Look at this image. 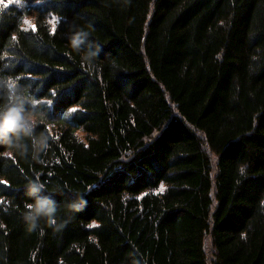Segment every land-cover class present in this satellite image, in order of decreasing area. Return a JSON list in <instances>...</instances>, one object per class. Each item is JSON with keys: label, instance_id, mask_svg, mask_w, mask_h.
Instances as JSON below:
<instances>
[{"label": "trees", "instance_id": "1", "mask_svg": "<svg viewBox=\"0 0 264 264\" xmlns=\"http://www.w3.org/2000/svg\"><path fill=\"white\" fill-rule=\"evenodd\" d=\"M5 2L0 80L50 141L0 148V264H264V0ZM31 179L58 230H28Z\"/></svg>", "mask_w": 264, "mask_h": 264}, {"label": "clouds", "instance_id": "2", "mask_svg": "<svg viewBox=\"0 0 264 264\" xmlns=\"http://www.w3.org/2000/svg\"><path fill=\"white\" fill-rule=\"evenodd\" d=\"M86 36L87 33L83 31L73 34L70 37L71 46L79 50L84 43L81 37ZM89 51L92 56L96 55L95 50ZM43 103L46 101L26 94L15 79L0 80V148L5 150V155L10 152L20 156L30 153L33 159H39L40 154L49 148L48 134L37 131L44 115L41 108ZM244 170L243 167L239 169L241 174ZM43 189L44 185L39 179H31L25 185L28 202L22 215L29 231L36 230L41 221L57 230L63 226L57 223V201L51 195L44 194ZM84 204L86 201L77 194L71 200H66L64 207L71 213L80 210Z\"/></svg>", "mask_w": 264, "mask_h": 264}, {"label": "rangeland", "instance_id": "3", "mask_svg": "<svg viewBox=\"0 0 264 264\" xmlns=\"http://www.w3.org/2000/svg\"><path fill=\"white\" fill-rule=\"evenodd\" d=\"M0 3L5 4V3H7V2H5V0H4V2H0ZM24 24L27 25V26H28V25H30V26L32 25V23H31L28 19L25 20V23H24Z\"/></svg>", "mask_w": 264, "mask_h": 264}, {"label": "snow or ice", "instance_id": "4", "mask_svg": "<svg viewBox=\"0 0 264 264\" xmlns=\"http://www.w3.org/2000/svg\"><path fill=\"white\" fill-rule=\"evenodd\" d=\"M0 2H4V0H0ZM16 3H19V0H15ZM35 26H33L34 28Z\"/></svg>", "mask_w": 264, "mask_h": 264}]
</instances>
